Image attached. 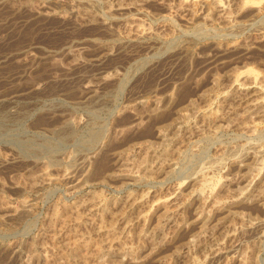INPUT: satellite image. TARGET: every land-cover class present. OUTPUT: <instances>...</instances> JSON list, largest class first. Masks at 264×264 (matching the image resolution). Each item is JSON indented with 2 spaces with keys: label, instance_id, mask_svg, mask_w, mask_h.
<instances>
[{
  "label": "rangeland",
  "instance_id": "374dc122",
  "mask_svg": "<svg viewBox=\"0 0 264 264\" xmlns=\"http://www.w3.org/2000/svg\"><path fill=\"white\" fill-rule=\"evenodd\" d=\"M168 3L0 0V264H46L44 256L47 264H93L81 254L68 256L65 243L69 237L101 241L97 223L108 229L112 216L109 229L121 232L123 221L117 219L121 210L128 213V195L160 194L203 167L215 166L206 183L223 198L235 187L217 181L230 171L233 156H244L251 142L264 148V119L256 112L245 113L237 99L212 102L224 106L228 125L209 123L197 111L205 108L204 97L230 85L231 74L247 68L264 73V19L247 20L228 32L219 29V22L196 27L186 22L190 12L180 9L178 0ZM117 4L131 8L107 10ZM137 27L150 31V38L128 42ZM215 42L237 49L217 53ZM249 119L262 131L253 136L241 131L240 125ZM159 130L165 134L163 141L157 137ZM147 145L160 154L167 150L176 172L139 182L119 178L126 168L124 158L140 160ZM222 148L227 151L220 163ZM179 153L182 157L176 156ZM254 163L250 161V166ZM242 174L234 168L230 176L237 179ZM93 197L109 205L107 212L89 213L86 205ZM196 208L191 204L188 212ZM236 210L227 219L207 224L205 240L189 249L188 231L179 233L180 243L173 247L162 241L173 235L169 228L165 238L140 239L139 230L130 232V244L138 249L161 247L163 264H234L230 256L242 254L250 256L246 264H264V226L236 232L232 240L224 238L229 219L239 227L238 212L258 222L264 219V210L253 203ZM55 213L61 215L58 224L51 221ZM128 214L125 222L134 219ZM76 216L84 221L81 225ZM191 228L194 235L198 228ZM219 241L229 254L207 258ZM120 260L110 257L105 263L132 264Z\"/></svg>",
  "mask_w": 264,
  "mask_h": 264
},
{
  "label": "bare ground",
  "instance_id": "6f19581e",
  "mask_svg": "<svg viewBox=\"0 0 264 264\" xmlns=\"http://www.w3.org/2000/svg\"><path fill=\"white\" fill-rule=\"evenodd\" d=\"M147 1H149V2L155 1V2H158L160 4L162 3L164 5L169 4L168 3L169 0H147ZM117 5H116L117 8L113 9L112 7H110L107 10L110 13H113L114 11H121V12L125 11L126 12V11L130 10V8H131V6L129 4H128L129 6H127L126 4H123V5L117 4ZM141 7H140V9H142ZM178 7L180 9H185V10H188L190 12V17L186 18V22L188 24L196 26V27H205L206 25L212 27V26H215V24L219 22V24H220L219 29L222 31H227V32L235 30V28L245 24V22L247 20L250 21L251 19H260V18L264 19V0H178ZM248 23L249 22H247V24ZM150 35H151L150 31L146 30L145 28L137 27V29L133 35H131V36L126 35V36H128L126 38V40L128 42L138 43V42L143 41L144 39L150 38ZM158 35H159V38L161 40L165 39L163 34H158ZM173 36H175V35H173ZM214 45L216 46L217 53H218V51L224 53V52H229L234 48L237 49V46H235L233 44H228L226 46H223L222 44L215 42ZM229 81H230V85L227 86L226 89L224 88L221 93L213 94V95H209L207 97H204L205 102H206V106L203 110H197L199 115H201L204 118V120L209 122V123H212V124L224 123V125L225 124L228 125L230 123L229 121H231V120L229 119V121H228L227 118H229V117L228 116H227V118L225 117L226 112H224V114H223L222 111H223L224 106H219V105L218 106H212V102L216 99V100L220 101L221 103H223V102L226 103V101H228L230 99H235V100L237 99L238 103L240 102L241 105L242 104L244 105L243 108H244L245 113L256 112V114L258 116H260L261 118L264 119V73H258L252 68H247L246 70L237 71V72L231 74L229 76ZM151 101H153V100H151ZM231 102H230V104H231ZM235 103H237V102H235ZM142 104H143V101L138 102V105H142ZM151 107H153V106H151ZM126 109L128 110V108H126ZM129 109L131 110L132 108L130 107ZM231 109H233V107ZM224 111H226V109ZM227 113H228V111H227ZM244 116H246V115H244ZM248 118H250V117L248 116ZM236 121H237V119H236ZM239 121L241 122V120H239ZM184 125H186V124H184ZM187 126L188 125H186V127ZM240 127H241V131H244L245 133H247L250 136H253L254 134L256 135L257 134L256 132H258V131H262L261 127L258 126L254 121H251V120H250V122L242 123L240 125ZM162 132L161 131L158 132L157 137H158V139L163 141V140H165L163 138L165 134H163ZM141 149H144V147L141 146L140 150ZM232 149H234V148H232ZM249 149H251V150H249ZM164 150H166V149H164ZM219 151L221 152L219 154L220 155L219 162H220L221 156H224V153H226L227 150H226V148L225 149L222 148ZM166 152H167V150H166ZM166 152L164 151L161 154L157 153V151L153 150L151 146L147 145V146H145V152H144L145 154L142 153V157L140 158V160L136 161L137 159L136 158L133 159L132 158L133 156L131 157V155H128L125 158L123 157L124 158V164L126 165V166L125 165L124 166L126 168L123 166V168H125V169L124 170L121 169L122 172L120 171L121 173L120 174L118 173L117 176L119 178L123 179L124 181L139 182V181H142L145 179H154L158 175L159 176H162V175L167 176L170 173H174V172H176L175 163L174 162L171 163V161L168 160V158L165 155ZM173 152L174 151L170 152V154ZM182 154L179 153L176 156L182 157ZM136 157H138V156H136ZM174 157L175 156H172V159ZM216 157H217V155H216ZM263 157H264V148H262L261 145H258L256 143H252V142L248 145L247 151L245 152L244 156H233V158L229 162L230 171L225 173V176L223 179L222 178L219 180L217 179L218 180L217 182H218V184H220V186H223V187L224 186H228V187L232 186V188L235 187L233 192L229 191V194L224 195L225 197L222 196L223 198L220 197L221 196L220 194H219V197H220L219 198L212 190H210L212 188H209L208 187L209 185L206 183V180H207L206 178L209 176L210 172L214 169L215 166L203 167L194 176H192L190 179H188L186 182H181L180 184L173 186V188H171V190H168L166 192H163L160 194H159V192H158V194H155V193L151 194L150 193L148 196H141V197H134L133 195L132 196L128 195L126 197L127 198L126 203L128 204V213H131L130 217H132V215H134V219L131 221L130 220L127 221V219H126V222H125L124 219L126 218V215H129V214L126 212L122 213V210H121L122 214L118 212L120 214V216H119L120 218L117 219V221L118 220L123 221L122 222L123 225L121 227V232H116L115 230L109 229L110 223L109 224H107V223L112 219V217H113L112 216L111 219L110 220L108 219L109 221L107 220V223H106V226H108V229L104 228L105 227V226H103L104 223L102 225L97 223V228H98L97 234L99 235V237L101 236V239H100L101 241H99V242L91 241V240L90 241L89 240H83V238L78 239L79 237H77V236H76L77 237L76 240H72L71 237L68 238L67 236H65L68 238L67 243H65L67 246L66 250H68L67 255L73 256L75 254L76 255L81 254L83 257L92 258L93 264H104L105 261L110 259V257L111 258L112 257H116V258L118 257V259H121L122 261L126 260L132 264H141L142 262H145L148 259H150V261L154 262V264H163V260H162V258H160V257H162V256H160V253L163 250L161 247L160 248L159 247H156V248H146V247L142 248L141 247V249H138L140 247L136 248L137 246L134 247L133 243L130 244V238H131V237L129 238L130 232H133V231L138 232V230H139L138 235H139L140 239H146V238H149L150 236L153 238L154 237L165 238L164 237L165 236V230H167V228L172 229L174 231L172 233L173 235L170 234L171 235L170 240L166 241V238H165L162 241L165 242V244L167 243L166 244L167 246L170 245L173 247L176 245L175 244L176 241H178L177 239H178L179 233L183 232V231H185V232L188 231L186 233L187 236L185 237V240H186L187 248L189 249L192 245H194L198 242H201L202 240H205L206 230H207L205 227L207 224H210L212 221L214 222V220H216V219H227V218H229V216L231 214L233 215V213L237 212L236 209L238 208V206H240V205L243 206V205H248L250 203H253L255 206L264 210ZM172 159L170 158V160H172ZM250 161L256 162V163H254L255 165L250 166ZM234 168L242 171L243 174L240 176V178L235 179L233 176H230L231 172L233 171ZM215 169H216V167H215ZM66 174H67V172H66ZM65 177L70 178V176L67 177L66 175H65ZM158 178H160V177H158ZM93 198L94 199L88 205L85 204L86 207L89 208V213L95 214V213H98L99 211H101L102 213L107 212L109 205L107 207L105 205L106 203H104V202H103L104 204L98 203L97 198H95V197H93ZM124 200H126V199H124ZM191 204H197L198 208H196L194 210L192 209L193 210L192 212H188V209L190 208ZM194 206L196 207V205H194ZM66 208H67V206H66ZM111 209H113V208H111ZM65 211H66V209H65ZM79 211H80V209H79ZM76 212L77 211L75 210V213ZM75 213H72V214H75ZM113 213H114V211H113ZM243 213L238 212V214L236 215V218L234 216L235 220L237 219V221L239 222V227H237L235 224L229 222L230 219L227 221V223H226L227 230H226V232H224V234H225L224 238H226V240H227V238L231 239V240L234 239L236 232H243L245 234V232L246 233L253 232L254 230L264 226V219H261L258 222H251L248 219H246V217L244 216ZM114 215L116 216V214H114ZM60 216L61 215H59L58 213H55L52 216L51 221H54L56 224H58L57 222H59ZM93 216H95V215H93ZM79 217H81V215H79ZM130 217H129V219H130ZM71 218H73V217H71ZM75 218H78V216H76ZM81 218H83V217H81ZM81 218L77 219V222H76V224L78 223L77 225H81L84 222ZM62 219H63V217H62ZM64 220H66V219H64ZM114 220L116 221V219H114ZM157 220H159V221H157ZM91 221H92V219H91ZM115 221H113V223ZM154 221L158 222V223L156 225H154V223H155ZM119 223L120 222H118V224ZM120 225H121V223H120ZM114 226H115V224H114ZM191 227H193V230H196L198 228L197 232L194 235H191V233L193 232L190 230ZM118 228L120 230V227H118ZM122 228H123V230H122ZM149 231H151V232L148 234L147 232H149ZM65 234H66V232H65ZM166 236L168 237L167 234H166ZM73 237H75V236H73ZM135 237H136V233H135ZM190 237H193V238H190ZM67 238H65V239H67ZM133 240H136V239H134V237H133ZM160 241H161V239H160ZM131 242H133V241H131ZM139 242H138V244H139ZM145 242L146 241L144 240L143 243L145 244ZM177 243H180V242L178 241ZM142 246H143V244H142ZM229 251H230V249H228L223 243H221V241H219V242H217L215 247L211 248V250H210L211 256L209 255L207 258H211V257L212 258H220L226 253L229 254ZM62 254L64 255V253H62ZM162 254H163V251H162ZM65 255H66V253H65ZM255 256H256V254H255ZM37 257H38V255H37ZM44 257H46V260H45L46 264L49 263V262H47L48 256H44ZM249 257H247L244 254L233 255V256H230V261H231V263H234V264H246L248 262V261H246V258H249ZM254 257H252V258L254 259ZM92 259H91V261H92ZM89 261H90V259H89ZM253 261H255V260H253ZM122 263H124V262H122ZM190 264H196V263L190 262Z\"/></svg>",
  "mask_w": 264,
  "mask_h": 264
}]
</instances>
